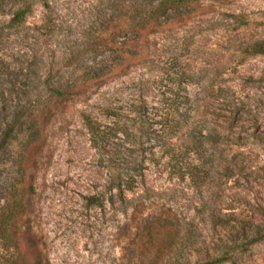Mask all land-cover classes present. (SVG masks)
I'll list each match as a JSON object with an SVG mask.
<instances>
[{"label":"rangeland","instance_id":"1","mask_svg":"<svg viewBox=\"0 0 264 264\" xmlns=\"http://www.w3.org/2000/svg\"><path fill=\"white\" fill-rule=\"evenodd\" d=\"M45 1L63 24L49 47L42 0H0V71L19 80L20 60L28 64L39 48L81 54L90 68L109 62L110 52L84 44L128 0ZM24 7L23 23L10 27ZM257 43L264 0H197L174 24L140 33L135 64L75 96L31 87L25 95L18 83L6 91L1 77L0 136L13 111L22 116L0 150V228L8 227L17 263L128 264L149 253L154 264H264ZM61 72L65 84L81 71ZM125 162L131 177L118 180ZM118 183L129 188L122 199ZM164 234L175 249L148 251Z\"/></svg>","mask_w":264,"mask_h":264},{"label":"trees","instance_id":"2","mask_svg":"<svg viewBox=\"0 0 264 264\" xmlns=\"http://www.w3.org/2000/svg\"><path fill=\"white\" fill-rule=\"evenodd\" d=\"M119 1V0H115ZM197 0H143V6L137 4L136 0H128L125 7L120 6L117 9L115 5L116 14L114 17L110 18L105 27H102L101 30H97L95 34L87 38L85 45V52H95V51H108L111 55L108 63H102L96 68H90L83 64L82 56L76 55L74 52L65 56L64 52L57 54L55 50H50L51 48H46V51L39 50L34 53L32 60H28V64L23 58L20 60L21 64L26 63L25 74L21 75L19 80L16 78H11L8 76L11 72L5 69V71H0V80L1 77L5 76V80L10 84L9 88L6 91H10L12 87L19 84L21 93L27 95L28 87L33 89H44L48 92L49 95L56 99H61L64 97L75 96L83 92V90L90 88L93 85H98L104 83L109 77H114L119 74L126 68H129L131 65L135 64L136 59L139 57L137 42L140 36V33L148 28L153 27L155 31L166 26L174 24L177 20L182 19V16L186 14L190 5ZM145 2V3H144ZM148 4V6H145ZM43 9L46 11L43 18L42 30L45 33V39L42 44L46 47L51 45V40L53 38L54 32H59L63 30L62 22L56 19V16H53L50 11L49 4L42 0ZM28 12V7H24L12 15L10 20V27L20 25L24 21V17ZM163 19V20H162ZM131 34L132 37H129L128 34ZM47 34V35H46ZM49 34V35H48ZM43 46V47H44ZM256 47L259 48L260 55H264V44L257 43ZM48 49V50H47ZM40 51V53H39ZM59 53V52H58ZM43 54L46 55V60H49L43 63ZM78 54V53H77ZM106 61V59H105ZM74 66L75 69L81 71L80 75L76 77L75 81L62 83L63 73L61 72L62 67ZM66 75V74H64ZM34 76V77H33ZM68 76V74H67ZM32 77V79H31ZM11 79V80H9ZM37 82L33 85V80ZM41 80V82L38 81ZM44 86V87H43ZM2 96V94H0ZM37 96L35 98V103L38 102ZM12 115L8 116L5 124V130H3L0 136V150L3 149L12 139V133L17 122L22 117L21 114L16 111L11 113ZM11 119V120H10ZM86 127L89 131L92 132V125L88 121V118H84ZM33 126V124H32ZM102 132L98 136L100 142L104 144L105 138ZM124 168H121L117 172V178L120 180L121 177H131L129 165L125 162ZM190 175L194 174V170H189ZM122 186L121 183L117 185V193L119 198H123L124 193L129 191V188ZM87 200H92L87 198ZM156 232L160 234V231ZM160 236V235H159ZM163 237L159 238V244L153 248V246H148V251H154V254L163 252L165 249H175L168 242L174 241L173 235H162ZM169 244V245H168ZM0 246L6 254V257L3 260H0V264H18L17 258L14 254L11 244V238L8 233V227L0 228ZM179 250V248L177 249ZM149 254V253H148ZM147 254L146 261L139 260L136 262L134 260H129L128 264H154L155 260L148 258Z\"/></svg>","mask_w":264,"mask_h":264}]
</instances>
